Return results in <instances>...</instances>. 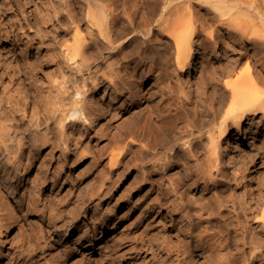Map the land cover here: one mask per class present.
<instances>
[{"label": "bare ground", "instance_id": "bare-ground-1", "mask_svg": "<svg viewBox=\"0 0 264 264\" xmlns=\"http://www.w3.org/2000/svg\"><path fill=\"white\" fill-rule=\"evenodd\" d=\"M18 1L0 0V19L9 7L16 6L19 10V30L28 28L22 34L27 35V40L32 41V44L35 38H28L31 34L37 35L41 43L54 45L67 39L72 28L75 30L72 36L74 42L68 45L61 43V47H65V59L75 65L73 69L78 75L74 81L81 82L75 85L69 98L61 92L58 100L46 105L45 115H39L41 103L36 92H32L30 101L10 97L5 107L0 100V264H90V260L73 262L71 258L79 253L81 232L76 233L75 247L66 246L56 253L52 244V236L71 229L78 214L86 215L90 209H95L93 203L96 199L98 201L103 193L111 191L105 181L99 185L93 183L85 195L79 193L78 200L73 201L75 207H71L72 199L63 203L62 200L68 194H62L64 198H59L61 193L58 191L63 186L61 174L66 168V162L79 164L86 160L85 153L79 151L90 139L89 131H96L98 128L95 124L100 123L96 118L100 109L96 102L87 98L90 83L95 93L107 83L105 91L111 95L108 101H103V111L106 110L112 118L108 131L105 128L99 129L100 141L97 142L104 145L96 153L97 157L101 158L109 152L111 173L120 176L121 168L128 170L127 175L131 174L133 179L125 190L138 196L137 201L146 195V192L143 194L141 191L143 187L149 185L155 189L156 200L152 201L153 204H147V207L143 206L146 209L144 221L151 227L148 223L149 217L153 215L151 208L156 203L160 207L165 206L171 235L178 242L174 246H171V240L170 245L167 243L168 249L164 248L169 257H166L171 259L176 253L174 261L180 263L183 259L184 264H194L193 259L200 255L198 251L201 249V255L206 261L227 264L228 257L222 253L232 245L233 233L237 234L242 228V222L249 224L248 218L264 208V197L260 198L264 195V179L253 184V191L245 194L249 199L245 202L242 199L244 196L236 194V186L242 181L235 180L234 187L230 183V175L219 174L225 156L227 161L236 166L246 164L248 156H258L264 163V137L263 141L259 138L261 129L257 124L253 123L252 129L254 138H257L255 149L243 154L240 150L248 129L246 124L252 122L247 120H251V115L261 113L264 116V91L260 93L264 90V61L259 64L261 70L257 74V70L254 73L248 67L237 78L235 76L236 80L233 81L224 77L234 73L239 60H229L225 65L218 66L220 56L217 55L211 60V66L207 63L200 67L199 81L187 91L177 80L178 71L182 73L194 63L197 37H202L199 45L203 48L215 36V30L207 31V18L203 16V20L196 15L193 5L200 0H26L28 12ZM230 1H235V4H229ZM203 2L216 12L221 22L219 24L233 32L232 38L225 39L223 45L216 42L218 54L219 47L223 49L230 45L237 46L241 59L248 50L253 51L250 54L258 58L257 62L263 58L264 0ZM63 21L69 24L68 27H65ZM12 24L10 29L4 28L0 20V41H13V48L17 51L16 45L23 39L18 32L15 33L14 22ZM83 25H86L89 36L84 34ZM34 27H37L36 31ZM42 30L46 31L48 39L39 33ZM0 49L2 67L8 53L4 52V47L0 46ZM106 50L118 57L119 61L116 67L110 64L109 71L103 72L101 65ZM202 63L206 62L203 60ZM122 69H126L125 74H121ZM260 81H263V86L259 84ZM144 85L145 89L141 90L143 95H137ZM31 108L27 116L26 112ZM20 112L24 113L22 118L18 116ZM52 112L59 118V130L63 133L59 138L56 134L43 133L40 129L44 124L47 128L51 127L49 120L52 118L48 114ZM100 116L104 117L102 114ZM28 117L30 119L26 121ZM27 124L30 129H26ZM68 126L71 128L70 140L74 149L66 143L64 137V129ZM207 138L211 148L210 151L207 148L205 169L197 163L196 171L188 173L193 161L202 156L199 145L204 144ZM224 140L227 143L225 148L221 146ZM57 149H61L62 153L53 161L55 169L51 176L48 160L39 161L36 154L47 152L52 155ZM126 149L132 154L129 159V154H124ZM38 161L40 165L37 166ZM35 165L38 172L31 176L28 185L26 183V191L22 196L16 194L20 188L16 185L17 180L20 176L31 175ZM213 170H216V174ZM182 172L183 177L180 174ZM50 182L53 185L52 191H45ZM201 185L202 192H206L204 197L214 205L215 210H211L209 215L194 212L193 201L188 194L191 186L197 188ZM218 185L231 189L227 198H222ZM76 187L81 191L83 189L81 185ZM56 205L60 208L59 215H54L56 209L53 208ZM25 210L27 214L36 213L42 219L39 223L28 219L25 226L22 225L19 218L20 215L26 217ZM93 218L94 233L107 225L106 217ZM241 240L243 247L248 244L253 245V250L260 247L256 244L260 242H248L245 235ZM114 247V253L117 254L116 248L119 246ZM263 253L254 251L251 259L254 261ZM112 257L105 256L107 260H113Z\"/></svg>", "mask_w": 264, "mask_h": 264}, {"label": "rangeland", "instance_id": "rangeland-1", "mask_svg": "<svg viewBox=\"0 0 264 264\" xmlns=\"http://www.w3.org/2000/svg\"><path fill=\"white\" fill-rule=\"evenodd\" d=\"M196 2H199V0H197ZM202 2L203 0H200L199 3H196L197 5L194 3L193 5L194 10L196 12L197 17L201 16L203 20H204L203 16L207 18V21L205 19L206 21L205 26L209 24V26H206V28L209 27L207 28L208 29L207 31L211 32L215 30L214 31L215 36L210 39V42L208 43L207 47H203V48L199 45L201 43L202 37H200L201 39L199 37L195 39L196 43L194 44V50H196V54L193 60L194 63L191 66L192 68L190 67V69L188 68L182 73L181 70L180 72L178 71V75H177L179 77V78L177 77L178 82L180 81V83L186 88L187 91H189L190 88H194V84L199 81V77L201 76L200 67H202L204 64L206 65L207 63L209 64V66H211V64H213L211 60H213V58L216 57L217 55L220 56L219 57L220 65L218 64V66L225 65L226 63L229 62V60H233V61H236V59L239 60L238 62L239 64L236 67L234 73L231 76L224 77L226 78V80L227 79L229 80L231 79L233 81L236 80V78L243 72V70L244 69L246 70V68L248 67L252 68V71L254 73L257 70V72L255 73L257 74L258 70H261L260 65L264 61L263 60L264 49L262 55L263 58L259 59L258 62H257L258 58L252 57V54H250V52L253 51L250 50H248L246 52V55L241 59V55H240L241 52L237 49V46L231 47L229 45V46H225L224 47L225 49L224 48L222 49L221 47L222 55H221V49L219 47L218 48L219 54H218V50L216 49V42L218 43V45H223L222 42L225 41V39L227 40L229 38H232L233 32H231L226 26H222V24H219L221 22L218 21L219 19L215 15L216 12L213 9H211L212 7L210 8V6L202 4ZM234 2L235 1L232 2L230 1L229 4L233 5L235 4ZM17 3L18 4L22 3L25 6L26 0H19ZM7 8L8 7H4V9ZM25 9L27 10L28 7L25 6ZM28 11L29 10H27V12ZM18 16H19V10L17 9L16 6L14 7L12 6V8L9 7L7 11H5V14L0 19L2 21L3 27L4 28L7 27L8 29H10L9 26L13 25L12 23L14 22L15 33L18 32V34H20L21 38L23 39L18 41L16 45L17 51L15 48H13V44H12L13 41H10L8 39H2L0 41V46H2V48L3 47L5 48L4 50L5 53L6 52L8 53L7 56H5L6 58L4 59L5 62L3 66L0 67V100L3 103V107H5L8 105L7 103L10 100L9 99L10 97L14 98L15 100L21 99V100L30 101V96L32 92L34 93L36 92V95H38L39 98V103H41V107L39 108L40 110L39 115H45L47 114V111L45 110L46 105H50L53 101L58 100L60 96L59 94L61 92L65 93V95L69 98L74 92L75 85L80 84L81 82L80 80L74 81V77H77L78 75L76 70L73 69L75 65H72L71 62H68L65 59V57L63 56V49H65V47L63 48L61 47V43H64V45L66 44L68 45L74 42L72 36L75 30L72 28L67 39H65L61 43H57L54 45L49 44V42L41 43L37 35L31 34L30 37L28 38L30 39L35 38L34 43L32 44V41L27 40V35L23 36L22 34V32L27 30L28 28L24 30H19L20 26L17 25L19 20ZM63 24H65V27H68L69 25L65 21H63ZM226 28L228 29L229 32L226 30ZM33 29L36 31L37 27H34ZM82 30L84 31V34L86 36H89L88 31L86 29V25L82 26ZM207 31L205 32V35H207L206 34ZM39 33L42 34V36H44L45 39H48L49 36H45L46 35L45 30H42ZM20 50H22V52ZM109 52L110 51L108 50L105 51V58L103 60V65H101V71L103 72L109 71L110 64H113L112 67H116L118 64L117 62L119 61L118 57L112 56V54H109ZM203 60L206 63H202ZM132 65L134 66V64ZM132 65L130 71L133 70ZM125 73H126V69H122L121 74H125ZM99 75H101V73ZM235 76L236 78H234ZM90 81L92 82V80ZM261 83H263V81H260L259 84ZM261 85L263 86V84ZM145 86L146 85H144L142 89L141 88L139 89L137 95L139 96L143 95V92H141V90L145 89ZM106 87H108L107 83L103 89L100 88L99 91L95 93L94 86H92L91 83L89 85L90 90L87 92V98L89 100L96 102L98 108L100 109V112L96 117L98 121H100V123L99 125H97L98 123L95 124V126H97L98 128L96 131H94V129L89 131L91 133L90 139H87V142L83 145V147H81L79 151L85 153L87 157L86 160L84 162L83 161L79 162V164L73 163L72 161L66 162V168L62 171L61 174L63 186H61L62 188L58 192L61 193L59 198H64L61 196L68 194L65 195L66 199H63L62 201L63 203H66V201H70L72 199V201H70V203L72 204L71 207H75L73 206L75 204V202L73 201L75 200L77 201L79 198L78 196L85 195L87 189H89L90 185H92L93 183L99 185L100 182L102 183L103 181H105L110 186V190L112 192L106 191L105 193H103V195L106 194L105 196L102 195L101 198H98L99 199L98 201L96 199V202L93 203L94 208L96 210L90 209L86 213V215H84V213L78 214V216L75 219L74 226L71 229L61 231L60 233L52 236V244L53 246H55L56 253H58L59 250L62 251L66 246L75 247L74 243L75 240L77 239L76 233L77 231H79L81 232V236H82L80 239L82 245L79 247V253L71 257L73 259V262L79 260H80L79 262L82 261L88 262L90 260L98 264L99 263L101 264V262L102 264H109V263L110 264H115V263L116 264H165V262L166 264H168V262L170 264H175V262H177L178 264L179 263L178 261H174V259L177 258L176 253H174L175 256L173 255V258L171 259H168L169 256L167 255L168 244L170 245V242L172 241L171 246H174L176 245V243L178 244V242H176L177 241L176 237L174 238V236L171 235L172 229L170 227V223L167 221L168 214H167V210H165V206L160 207L158 206V203H156L151 208L153 215L150 216L148 219V223L151 225V227L147 225V223L144 221L145 220L144 211L146 210L144 208L147 207V204L149 205V203H152V201L154 202L157 198V192L155 191V189L153 190V187L149 185L143 187L144 190L142 189L141 191L144 192L143 194H145L146 192V195H143L141 198H139V201H137L138 196L136 197L135 194L131 195L130 190L129 191L125 190L126 187L128 188L130 186L131 181L133 179L131 174H129V176L127 175L128 170L121 168L122 173L120 176L119 174L111 173L109 171V169H111V166L109 165V161H110L109 152H106L101 158L97 157L96 153H98L99 152L98 150L104 145V143L102 142L100 143L97 142L100 139L98 134L99 129L105 128L108 131L109 129L108 125H110L111 123L110 120L112 118V116L108 115L106 110L103 111L102 109L103 101H108L111 96L109 93H107L108 92L107 90L105 91ZM149 87H151V85ZM259 88L262 87L260 86ZM263 91L264 90L260 91V93H263ZM31 110L32 108L30 109V111L26 112L27 116L31 113ZM23 114H24L23 112H20L18 115L19 118H22ZM100 114H102L104 117H101ZM48 115L51 116L52 118L51 120H49L51 127L47 128L46 124H44L40 127V129L42 130L43 133L49 132L52 135L56 134L57 137L59 138L63 134L59 130L60 129L59 118L57 117V114H55L54 112ZM262 115L263 114L261 113L259 115H251L249 118L251 120H247L252 122H249L248 123L249 125L246 124V127L248 129L246 131L244 140H242V143L240 145V150L242 154L247 150L248 152H250L251 149L253 148L255 149V143L257 141V138H254L253 135L252 129L254 128V124H257V127L261 129L260 133L258 134L260 136L259 138L262 139L264 137V116ZM28 119L30 118L29 117L26 118V121ZM75 127L76 125L73 128ZM26 129H30L28 124L26 126ZM232 129H235V127ZM64 131H65L64 137L66 143H68V145L72 149H74L73 142L72 140H70V137L72 136L70 126L64 129ZM204 141H203L204 144L201 143L199 145L200 147L199 151H201V153L203 154H201L202 156H200L197 159V161H193L191 168L188 170V173L191 172L193 173L196 171V169L198 168L197 163L200 164L199 167L205 169V166L207 165L205 159L206 156L208 155V151H210L209 145L211 144L208 138ZM61 145L63 146V143ZM226 145H227L226 141L225 140L222 141L221 146L222 147L224 146L225 148ZM126 150L127 152L124 151V154L125 153L127 155L129 154L128 155L129 156L128 159H129L132 156V154L129 153V149ZM221 152H222L221 154L224 153L223 150H221ZM61 153L62 150L57 149V152L52 154L53 156L48 155L47 152L46 153L41 152L36 155L39 161L48 160L49 174H51L52 176V172L55 169V165H53V161H55L56 158L61 156ZM225 158L226 156L224 157V162L220 167L222 171L219 172V174L221 175L223 174L225 176L230 175V177L232 178L230 183L233 184L234 187H235L234 182H236L235 180H237L238 182L242 181V183L239 186H236L238 188L236 194L237 195L240 194L239 196L241 195L244 196L242 197V199L245 202H247L249 199H247L248 197L245 194L248 191L249 192L253 191L254 183L259 182L260 179L262 180L264 179V163L260 159H258V156L255 157L248 156L247 159H245L248 160V162L246 161L247 165L240 163L239 166H236L235 164L231 163V161H227ZM39 161L36 164L37 166L40 165ZM36 165L31 175H29L28 177H26V175L23 176L22 178L21 176L19 177L16 185H18L20 188L18 192H16V194L19 193V195L21 194V196L22 194H24V192L26 191V190L24 191V189L26 188L25 186L26 183L28 185V183H30L31 181L32 178L31 176H35L36 172H38V167ZM183 172L180 173L182 177H183ZM213 172H215L216 174V170H213ZM168 176L172 177L170 174ZM218 179L221 180L220 177ZM126 183L128 184V186ZM76 185L79 186L81 185L83 187L82 191L78 189ZM124 185L126 186L124 187ZM52 189H53V185L50 182L49 184H47L45 191H52ZM202 191H203L202 185L197 188L191 186L188 189V194L191 200L193 201V209L195 210L194 212L196 213L202 212L204 215H209L211 210L212 211L215 210L214 205L207 197H204L206 192H202ZM219 191L223 199L227 198L228 195L231 193V189L230 188L227 189L223 187V185L219 186ZM79 193L81 194L79 195ZM256 195H258V192L256 193ZM263 197L264 195L260 196V198ZM54 209H56L55 214L54 211L52 212V209H50L51 212L54 215L57 214L59 215L60 214L59 206L56 205L53 208V210ZM24 212L26 214V217L24 218L27 219H24L21 215L19 218V220H22L21 222L23 224L22 223L21 224L24 226L26 223L25 221H27L28 219H29L28 221L31 220L33 222H38V221L40 222V220L42 219L36 213L27 214L26 210ZM93 216L94 217L101 216L107 218V223H105L107 225H105V227L102 226L99 230H96V233H94ZM248 221L249 224L245 223L246 225L242 222V228L239 230V232H237V234L233 233L234 235H232L231 237L232 245L230 246L229 249L224 250L222 253L225 254L226 257H228L226 260L227 264H264V253L261 257L255 259L254 261L251 259L252 253L254 251L256 253L264 252V208L260 209L255 215H251L248 218ZM168 228H170V230H168ZM260 230H262V232L259 234L258 232H260ZM244 235L246 236L248 242L251 240L260 242V243H256L257 245L260 246L259 249L253 250L252 249L253 245L251 244H248L245 247H243L244 245L241 239ZM114 240H116V243ZM116 245L119 246L116 248L118 249L117 254L114 253L115 251L114 246ZM164 247H167V249ZM236 247L237 248L239 247V249H237ZM5 249L6 247H4V250ZM244 250L246 253L244 252ZM198 253L200 255L194 257L193 259L194 264H214L213 262L206 261V259H204V256L201 255L202 253L201 249H199ZM107 255L108 256L112 255L113 260H107L105 258V256ZM163 256L164 257L168 256V257H166V259H163L164 258ZM71 258L69 257V260H71ZM181 258H183V256ZM182 260L180 261L179 264L185 263V260L183 261ZM90 261L89 263L92 264V262Z\"/></svg>", "mask_w": 264, "mask_h": 264}]
</instances>
